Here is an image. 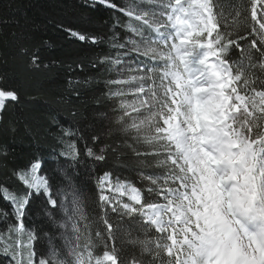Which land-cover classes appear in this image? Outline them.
Returning a JSON list of instances; mask_svg holds the SVG:
<instances>
[{"label": "snow or ice", "instance_id": "obj_1", "mask_svg": "<svg viewBox=\"0 0 264 264\" xmlns=\"http://www.w3.org/2000/svg\"><path fill=\"white\" fill-rule=\"evenodd\" d=\"M97 4L113 11L107 42L118 51L97 57L92 66L111 65L108 70L117 73L105 86L108 98H121V114L103 135L76 138L64 129L72 139L61 155L105 162L109 154L126 155L127 147L140 169L162 171L145 172L142 187L119 180L113 185L106 171L90 194L64 167L44 172L43 163L33 161L14 169L27 191L0 188L11 206L0 208V219L12 237L0 244V256L7 264H264V0L232 6L227 15L219 0L123 6L88 0L90 8ZM92 23L89 17L79 29L58 27L81 44L105 42L89 30ZM117 27L130 34L123 42ZM47 46L43 41L19 49L28 70L49 68L40 54ZM237 49L240 59H233ZM20 103L17 90L0 88V121ZM7 130L16 131L12 124ZM113 132L122 135L120 144L105 141ZM97 144L103 146L97 150ZM89 204L95 205L91 212ZM32 212L54 231L26 229ZM125 217L145 238L127 229ZM25 232L22 251L14 241ZM122 236L138 254L122 247ZM43 237L47 251H37Z\"/></svg>", "mask_w": 264, "mask_h": 264}, {"label": "trees", "instance_id": "obj_2", "mask_svg": "<svg viewBox=\"0 0 264 264\" xmlns=\"http://www.w3.org/2000/svg\"><path fill=\"white\" fill-rule=\"evenodd\" d=\"M115 2L122 6L139 4V0ZM219 3L224 6L227 15L232 6L247 4L248 0H219ZM89 17L93 23L87 27L93 34L105 37V42L81 44L58 27L63 24L79 29L81 21ZM120 18L128 19L124 16ZM115 23L111 9L99 4L94 9L90 8L88 0H0V88L15 89L22 97V103L11 108L0 121V157L5 153L7 157L0 158V188L6 186L12 192L23 195L27 191L26 186L13 175V171L33 161L42 162L44 172L49 168L55 170L58 166L66 168L74 181L90 194L96 189L97 177L106 171L114 179L136 187L148 183L142 180L145 172L152 174L162 171L155 167L140 169L134 163L137 157L127 147L124 149L126 155L109 154L105 162H96L85 155H81L77 162L61 155L72 139L64 134V129H71L79 138L85 135L90 137L93 132L103 135L116 127V117L121 114V98L107 97L105 81L117 78V73L108 70L111 65L92 66L97 57L105 54L115 56L118 51L107 42L112 34L111 26ZM115 31L119 33L121 42L130 35L121 27ZM43 41H47L49 46L41 47L40 54L49 68L30 71L19 49L34 48L38 44L42 45ZM240 43L245 44L246 41ZM134 55L125 59H133ZM232 58L240 59L239 49L234 51ZM111 87L115 89L118 86ZM9 124L14 125V133L7 130ZM104 139L107 143L115 140L116 144H120L123 137L113 132L110 136H104ZM84 144V140L80 139L78 147L83 149ZM102 146L97 144V150ZM0 208L11 211V206L2 199V192ZM94 208V204H89L86 210L91 212ZM112 216L116 218V214ZM24 222L26 229L54 231L46 218L35 212L27 215ZM122 223L133 231L134 236L145 238V234L137 230L128 217ZM5 228L6 225L0 219V244L3 245L12 239ZM121 239L124 240L122 247L128 253L138 254L139 249L128 244L127 237L122 236ZM117 243L120 244V241ZM47 247V237L35 245L37 251H47ZM7 259L0 256V264H7Z\"/></svg>", "mask_w": 264, "mask_h": 264}, {"label": "rangeland", "instance_id": "obj_3", "mask_svg": "<svg viewBox=\"0 0 264 264\" xmlns=\"http://www.w3.org/2000/svg\"><path fill=\"white\" fill-rule=\"evenodd\" d=\"M37 175H40V173L38 172ZM109 178L112 181L113 185H115V182L116 181L113 180V178H112L111 175H110ZM121 183H123L125 185L128 184L126 182H121ZM114 194H116V193H114ZM116 195H118V194H116ZM122 199L125 200V201H127V196L123 197ZM127 202H130V201H127ZM27 243H28V241H27V233L26 232L24 234H17L16 235V242H15V244L17 245L18 248H21L22 251H26V250L24 248H22L21 246L22 245H26Z\"/></svg>", "mask_w": 264, "mask_h": 264}]
</instances>
